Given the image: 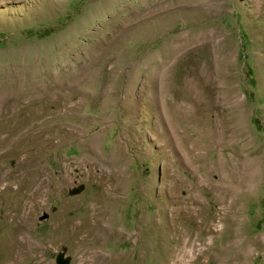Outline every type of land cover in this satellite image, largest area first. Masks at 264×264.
Instances as JSON below:
<instances>
[{"label": "rangeland", "instance_id": "1", "mask_svg": "<svg viewBox=\"0 0 264 264\" xmlns=\"http://www.w3.org/2000/svg\"><path fill=\"white\" fill-rule=\"evenodd\" d=\"M0 76L1 264H264V0H0Z\"/></svg>", "mask_w": 264, "mask_h": 264}, {"label": "water", "instance_id": "2", "mask_svg": "<svg viewBox=\"0 0 264 264\" xmlns=\"http://www.w3.org/2000/svg\"><path fill=\"white\" fill-rule=\"evenodd\" d=\"M47 217V214H43L41 217H40V220L42 219H45ZM70 261V258L69 257H65L64 254L62 252H60L57 256H56V259H55V262L57 264H68Z\"/></svg>", "mask_w": 264, "mask_h": 264}, {"label": "bare ground", "instance_id": "3", "mask_svg": "<svg viewBox=\"0 0 264 264\" xmlns=\"http://www.w3.org/2000/svg\"><path fill=\"white\" fill-rule=\"evenodd\" d=\"M9 72L11 73V71H9ZM6 75H7V74H6ZM0 77H1V76H0ZM7 77H8V76H7ZM10 77H11V76H10ZM16 78H18V77H16ZM16 78H15V79H16ZM6 80H8V78H7ZM17 80H18V79H17ZM9 81H10V80H8V84H10V82H11V81H10V82H9ZM12 81H13V80H12ZM14 81H15V80H14ZM23 81H24V80H23ZM1 82H2V81H1ZM18 82H20V81H18ZM18 82H16V84H17ZM1 84H2V83H1ZM12 85H13V83H12ZM12 85H11V86H12ZM6 86H7V85H6ZM9 87H10V86H9ZM12 89H13V88H12ZM14 89H15V87H14ZM1 90H2V89H1ZM26 105H27V104H26ZM252 163H253V162H252ZM249 167H250V166H249ZM251 168H252V167H251ZM253 168H254V167H253ZM249 169H250V168H249ZM255 170H256V169H255ZM250 172H251V171H250ZM254 172H255V171H254ZM253 174H254V173H253ZM254 177H255V175H254ZM250 178H252V175H251ZM252 179H253V178H252ZM252 179H250V180H252ZM246 181H247V180H246ZM252 181H253V180H252ZM254 181H255V179H254ZM254 181H253V182H254ZM248 182H249V181H248ZM250 182H251V181H250ZM255 182H256V181H255ZM89 216H90V215H89ZM6 217H7V216H6ZM92 218H93V217H92ZM71 232H72V231H71ZM24 253H25V252H24ZM8 260H9V261H8ZM12 260H13L14 262H16V260H17V262L19 261V260L17 259V257L14 256V257H12L11 259H9V258H7V259H5V260L3 259L2 262L5 263V262L8 261V262L5 263V264H11V261H12ZM0 264H1V263H0ZM15 264H16V263H15Z\"/></svg>", "mask_w": 264, "mask_h": 264}]
</instances>
